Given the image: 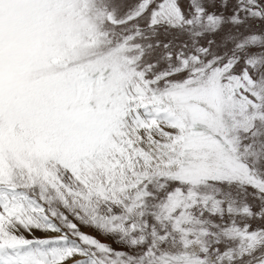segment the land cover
Returning <instances> with one entry per match:
<instances>
[{"label":"snow or ice","instance_id":"obj_1","mask_svg":"<svg viewBox=\"0 0 264 264\" xmlns=\"http://www.w3.org/2000/svg\"><path fill=\"white\" fill-rule=\"evenodd\" d=\"M0 264H264V0H0Z\"/></svg>","mask_w":264,"mask_h":264},{"label":"rangeland","instance_id":"obj_2","mask_svg":"<svg viewBox=\"0 0 264 264\" xmlns=\"http://www.w3.org/2000/svg\"><path fill=\"white\" fill-rule=\"evenodd\" d=\"M85 231H87V229H85Z\"/></svg>","mask_w":264,"mask_h":264}]
</instances>
